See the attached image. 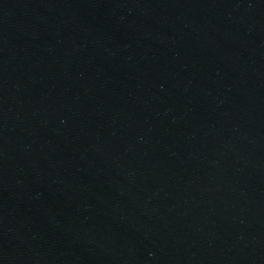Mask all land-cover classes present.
Listing matches in <instances>:
<instances>
[{"label": "water", "instance_id": "95a60500", "mask_svg": "<svg viewBox=\"0 0 264 264\" xmlns=\"http://www.w3.org/2000/svg\"><path fill=\"white\" fill-rule=\"evenodd\" d=\"M0 264H264V0H0Z\"/></svg>", "mask_w": 264, "mask_h": 264}]
</instances>
